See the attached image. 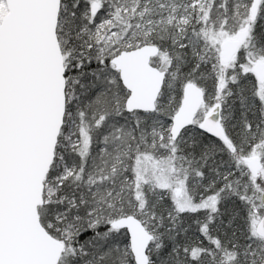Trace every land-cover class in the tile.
I'll return each mask as SVG.
<instances>
[{
	"label": "snow or ice",
	"instance_id": "6c2138e0",
	"mask_svg": "<svg viewBox=\"0 0 264 264\" xmlns=\"http://www.w3.org/2000/svg\"><path fill=\"white\" fill-rule=\"evenodd\" d=\"M0 264H264V0H0Z\"/></svg>",
	"mask_w": 264,
	"mask_h": 264
}]
</instances>
